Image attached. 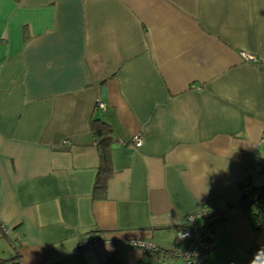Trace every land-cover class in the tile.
<instances>
[{
  "label": "crops",
  "instance_id": "0c3cea01",
  "mask_svg": "<svg viewBox=\"0 0 264 264\" xmlns=\"http://www.w3.org/2000/svg\"><path fill=\"white\" fill-rule=\"evenodd\" d=\"M243 182L264 186V0H0V259L160 264L132 241L182 247L209 205L206 264H264Z\"/></svg>",
  "mask_w": 264,
  "mask_h": 264
},
{
  "label": "trees",
  "instance_id": "16d2710c",
  "mask_svg": "<svg viewBox=\"0 0 264 264\" xmlns=\"http://www.w3.org/2000/svg\"><path fill=\"white\" fill-rule=\"evenodd\" d=\"M90 130L96 143L99 164L97 167L94 184V196H103L105 192L107 179L112 174L110 166V145L114 140L112 129L104 120L94 117L90 121ZM248 190H242V207L249 210L253 216L256 227L264 224V186L254 187L248 184ZM144 258L155 260L160 264H164L171 259L176 258L174 250L162 247H144L142 246ZM0 264H21L17 256L0 259ZM107 264H119L115 256L107 261ZM185 264V263H184ZM206 264V261L205 263Z\"/></svg>",
  "mask_w": 264,
  "mask_h": 264
},
{
  "label": "built area",
  "instance_id": "2783aa9c",
  "mask_svg": "<svg viewBox=\"0 0 264 264\" xmlns=\"http://www.w3.org/2000/svg\"><path fill=\"white\" fill-rule=\"evenodd\" d=\"M245 59L255 60L253 54L241 52ZM98 106L104 107L103 102H98ZM136 147L141 145L139 135H133L131 138ZM65 144L67 140L62 141ZM242 190H248L247 182H243ZM221 212L213 206L203 205L196 212L187 216L186 222L179 227L175 233L174 241L176 244L183 243L182 247H175L174 253L183 259L185 264H204L208 254L216 245L215 225L220 220ZM99 243L98 240H83L82 246L90 247ZM132 245L138 247H153L147 242L141 240H133Z\"/></svg>",
  "mask_w": 264,
  "mask_h": 264
},
{
  "label": "rangeland",
  "instance_id": "374dc122",
  "mask_svg": "<svg viewBox=\"0 0 264 264\" xmlns=\"http://www.w3.org/2000/svg\"><path fill=\"white\" fill-rule=\"evenodd\" d=\"M174 262H175V263H174ZM173 263H174V264H184L183 261H181V260H175V261H173Z\"/></svg>",
  "mask_w": 264,
  "mask_h": 264
},
{
  "label": "water",
  "instance_id": "95a60500",
  "mask_svg": "<svg viewBox=\"0 0 264 264\" xmlns=\"http://www.w3.org/2000/svg\"><path fill=\"white\" fill-rule=\"evenodd\" d=\"M102 90L104 91V88Z\"/></svg>",
  "mask_w": 264,
  "mask_h": 264
}]
</instances>
